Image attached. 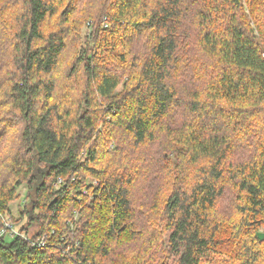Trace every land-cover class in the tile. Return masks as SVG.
<instances>
[{"label":"trees","instance_id":"16d2710c","mask_svg":"<svg viewBox=\"0 0 264 264\" xmlns=\"http://www.w3.org/2000/svg\"><path fill=\"white\" fill-rule=\"evenodd\" d=\"M6 221L0 264H264V0H0Z\"/></svg>","mask_w":264,"mask_h":264},{"label":"rangeland","instance_id":"374dc122","mask_svg":"<svg viewBox=\"0 0 264 264\" xmlns=\"http://www.w3.org/2000/svg\"><path fill=\"white\" fill-rule=\"evenodd\" d=\"M93 182V181H91ZM18 193L20 195V198H18L12 205H11V212L15 218H18L20 216V211L22 209V206L24 204V197L26 195V188L23 186L19 188ZM151 212H147L145 210L140 211L139 216L144 224H146L148 229H153L152 227V219H151ZM158 219L156 222V227L159 225Z\"/></svg>","mask_w":264,"mask_h":264},{"label":"built area","instance_id":"2783aa9c","mask_svg":"<svg viewBox=\"0 0 264 264\" xmlns=\"http://www.w3.org/2000/svg\"><path fill=\"white\" fill-rule=\"evenodd\" d=\"M61 182H62V181L59 180V182L57 183L56 186H58ZM0 235H1V236H0V242H1V239H2L3 237H8V238L11 239V238H14L15 236H18V235L24 237L27 241L31 242L30 238L27 237L25 234H21V233H19V232L17 231V229L14 227V225H13L10 221H6V223H5V227L2 229ZM44 245H45L44 240H42V239L39 240L37 246H39V247H44Z\"/></svg>","mask_w":264,"mask_h":264},{"label":"water","instance_id":"95a60500","mask_svg":"<svg viewBox=\"0 0 264 264\" xmlns=\"http://www.w3.org/2000/svg\"><path fill=\"white\" fill-rule=\"evenodd\" d=\"M259 237H261L263 239L264 238V234H259Z\"/></svg>","mask_w":264,"mask_h":264}]
</instances>
